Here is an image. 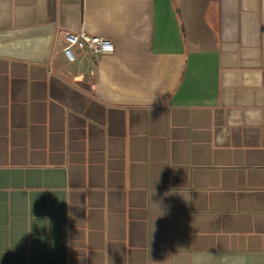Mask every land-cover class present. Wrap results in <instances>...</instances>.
I'll return each instance as SVG.
<instances>
[{"label": "crops", "instance_id": "crops-1", "mask_svg": "<svg viewBox=\"0 0 264 264\" xmlns=\"http://www.w3.org/2000/svg\"><path fill=\"white\" fill-rule=\"evenodd\" d=\"M0 264H264V0H0Z\"/></svg>", "mask_w": 264, "mask_h": 264}, {"label": "built area", "instance_id": "built-area-1", "mask_svg": "<svg viewBox=\"0 0 264 264\" xmlns=\"http://www.w3.org/2000/svg\"><path fill=\"white\" fill-rule=\"evenodd\" d=\"M64 53L69 60H74V52L72 47L76 46L80 49H88L94 56L98 57L104 54H110L114 51L113 42L106 37L99 35H91L85 30L68 31L65 34Z\"/></svg>", "mask_w": 264, "mask_h": 264}]
</instances>
